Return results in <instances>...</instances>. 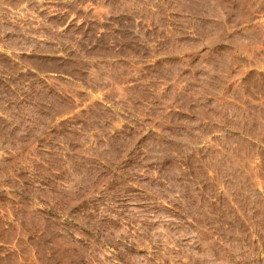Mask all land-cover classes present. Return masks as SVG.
I'll list each match as a JSON object with an SVG mask.
<instances>
[{"label": "rangeland", "instance_id": "374dc122", "mask_svg": "<svg viewBox=\"0 0 264 264\" xmlns=\"http://www.w3.org/2000/svg\"><path fill=\"white\" fill-rule=\"evenodd\" d=\"M0 264H264V0H0Z\"/></svg>", "mask_w": 264, "mask_h": 264}]
</instances>
